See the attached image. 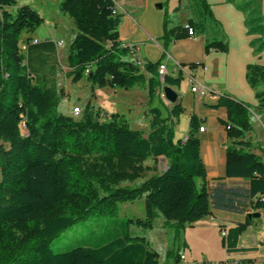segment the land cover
Segmentation results:
<instances>
[{
	"label": "trees",
	"instance_id": "1",
	"mask_svg": "<svg viewBox=\"0 0 264 264\" xmlns=\"http://www.w3.org/2000/svg\"><path fill=\"white\" fill-rule=\"evenodd\" d=\"M225 1L243 14L246 33L255 35L249 45L254 55H261V0ZM179 10L188 14L185 25L177 20ZM59 11L76 30L67 50L72 81L86 78L92 87L124 89L145 83L148 99L157 96L160 61H146L143 71L139 70L130 48L118 40L123 14L116 10L114 0H61ZM42 21L28 5L0 0V264H161L144 237L130 235V225L149 229L160 215L165 223H173L178 237L179 228L210 215L212 208L234 209L233 199L242 196L237 191L241 188H230L225 195L208 187L197 119H189L183 139H173V125L183 111L179 102L171 104L165 115L160 108L150 107L146 132L114 114L100 119L99 110L88 104L78 117L58 112V91L50 76L56 44L49 39L32 43L30 37ZM186 25L194 35H205L208 25L215 26V37L205 38V52L228 50L221 24L206 0H179L172 12H164L163 56L171 43L189 36ZM21 42L26 44L24 50ZM198 66L204 65L188 64L191 69ZM245 79L257 101L255 107L225 94L210 106L226 110L224 125L232 141L225 148V176L242 179L244 196L254 199L251 208L259 210L264 208V162L245 136L251 130V110L264 115V65L247 64ZM181 80V73L165 74L163 85L178 89ZM261 123L264 127V119ZM93 156L97 160L92 162ZM160 157L166 161L164 171L135 187L112 188L125 177L113 171V160L126 167ZM102 191L107 194L101 195ZM140 197L143 215L121 219L120 233L106 242L65 250L49 247L76 221L115 215L119 203ZM247 223L226 230L222 237L225 252L245 250L237 246V239ZM179 260L175 253L174 262ZM237 264H264V260Z\"/></svg>",
	"mask_w": 264,
	"mask_h": 264
},
{
	"label": "crops",
	"instance_id": "2",
	"mask_svg": "<svg viewBox=\"0 0 264 264\" xmlns=\"http://www.w3.org/2000/svg\"><path fill=\"white\" fill-rule=\"evenodd\" d=\"M206 2L211 6L214 18L221 24L224 38L228 43V51L226 52L211 50L203 54L205 38L207 36L209 38L215 37V31L214 34L188 36L185 39L174 41L169 45L166 54L163 56L162 40L160 39L163 32V8L165 7L168 12H172L179 4V0H114L116 10L123 14V20L118 29V40L121 43L131 42L137 44L139 46L137 57L145 62L163 61L165 56H168V74L172 76L178 74L173 71L175 62L186 68L190 63H202L205 69L201 70L196 67L195 79L217 92L214 95L215 98L209 97L208 93L199 98L197 94L190 91L188 83V88L184 93L187 94L189 103L185 105L179 90L171 87L177 94V102L181 104L183 112L186 113L188 123L189 119L194 117L198 120L199 126H204L203 131H197V136L200 140V157L205 166L208 187L212 188V192L224 191L225 195L228 194L230 188H241L237 191L242 196L237 195L234 197L232 204L234 209L212 208L210 215L195 223L185 224L178 229V241L182 244L183 253L180 254L182 258L177 264H199L196 259H198V256L200 257V254L206 258L209 256L211 238L218 239L219 233L222 234L221 230H227L229 227L245 220H248V223L237 239V246L245 250L232 253L224 252V264H237L242 260L259 263L264 260V244H261L264 239V208L259 210L251 208L254 199L249 200L244 196L246 184L242 179L225 176V148L232 141L227 136L224 125L227 117L226 110L223 107L213 108L210 105L216 102L218 95L221 94L245 103L247 102L242 99L244 94H252L254 97L253 90L245 79V68L247 64L252 63L264 65V52L259 56L253 54L249 42L255 35L246 33L243 25V14L235 9L231 3H227L225 0H206ZM158 3L160 7L155 6ZM263 4L264 0H261V11ZM262 13L264 15V12ZM176 14L178 22L185 25L188 17L187 12L179 10ZM57 26L55 25L56 28ZM31 38L40 41L37 37ZM43 39L51 40L50 38ZM196 50H198L201 59H196L194 55ZM231 51L234 52L233 61H229L233 58L228 57ZM216 57L220 58L221 63L218 65V62H214ZM220 67L222 73L219 71ZM138 68L140 71L143 70V66ZM215 68L217 71H212ZM215 74L220 75V77H216ZM94 92L95 90L92 93L94 94ZM254 100L255 103L251 106L255 107L257 104L255 97ZM87 101L86 98L84 103L86 104ZM97 106H99L98 102ZM251 113L259 117V114H255L252 110ZM177 122L178 120H176ZM176 123L173 125V130ZM259 124L260 128L257 127L254 130L251 123V130L247 132L245 139L250 141L251 147L261 148L263 155L262 152L260 154L253 147L250 149L259 155L264 162V146L260 144L258 138V134L264 137V127L261 121H259ZM187 131L188 127L184 137ZM255 212H259V215L256 217L248 216V214ZM165 224L170 225L172 232H175L176 228L172 222ZM199 246H201L200 249H198Z\"/></svg>",
	"mask_w": 264,
	"mask_h": 264
},
{
	"label": "rangeland",
	"instance_id": "3",
	"mask_svg": "<svg viewBox=\"0 0 264 264\" xmlns=\"http://www.w3.org/2000/svg\"><path fill=\"white\" fill-rule=\"evenodd\" d=\"M60 1L61 0H16L17 6L28 5L43 18L41 24L35 28L30 36L37 37L40 40L43 38H50L56 44V52L53 57L54 69L50 76H52V81L58 91L57 111L71 116L70 111L72 107L79 106L82 112L84 106L88 104V106L93 107L95 110H99L100 119H102L103 115L106 117L114 114L119 118H125L130 127L141 129L146 132L150 119V107L156 106L160 108L162 114L165 115L167 108H169L171 104L158 96L153 100H149L145 83H143V85L140 83L129 89H124L110 86L102 88L92 87L86 78L72 81L69 74L70 67L67 63V50L74 38L75 28L71 20L59 11ZM158 5L159 3L155 6L159 7ZM9 9L14 10L13 7ZM163 11L165 12V7ZM262 12H264V4L262 5ZM55 25H58L57 28ZM215 31V26L208 25V34H214ZM61 42H63L62 45L60 44ZM204 53L206 54L203 46V54ZM233 53L234 52L231 51L228 56L229 58H233L232 60L228 59L229 61L234 60ZM194 55L196 59H201L198 55V50L195 51ZM214 62H218L217 65L220 64V58H214ZM33 65H35V67L38 66V61L36 59L33 60ZM216 68L212 71L216 72ZM219 71L222 73L221 67ZM144 76L146 80L148 78L147 74L144 73ZM216 77H220V75H216ZM187 80L188 76L183 72V78L177 89L185 105L189 103V98L187 94L184 93L188 88ZM93 90H95L94 94L92 93ZM86 98L88 101L85 104L84 101ZM242 99L246 101L251 108L254 107L251 106L255 103L252 94H244ZM97 102L99 106H97ZM250 117L253 129L256 130L257 127L260 128L259 121L264 119V115H259L258 117L251 113ZM177 120L178 122L173 130L174 140L183 139L188 127V118L185 112L182 111ZM258 138L260 139V144L264 146V137L258 134ZM252 147L261 154V148ZM91 160L93 162L97 160V158L93 156ZM165 169L166 161L162 157L158 159H146L145 161L136 162L126 167L118 165L116 161L113 160V171L125 174V177L116 182L112 188L135 187L152 175L160 173ZM106 194V192H101V195ZM118 206V212L115 215H95L76 221L55 237L49 243V247L53 250H65L80 245H100L120 233L121 219L134 216L141 217L144 212V200L142 197L119 203ZM129 233L131 236L144 237L149 247L157 252L158 260L161 264H177L174 262L175 253H179V255L183 253L182 244L179 243L176 233L172 232V227L166 225L164 219L160 215L155 217L151 228L142 229L136 225H130ZM222 237L223 235L219 233L218 239H210L211 251H209V256L206 258L200 254V257L198 256V259H196V261H199V264H224L225 251ZM200 248L201 246L198 247V249Z\"/></svg>",
	"mask_w": 264,
	"mask_h": 264
},
{
	"label": "built area",
	"instance_id": "4",
	"mask_svg": "<svg viewBox=\"0 0 264 264\" xmlns=\"http://www.w3.org/2000/svg\"><path fill=\"white\" fill-rule=\"evenodd\" d=\"M186 30H187V34L189 36H194V31L191 27L189 26H185ZM37 42V39L36 38H33L32 39V43H36ZM61 45L63 44V42L60 43ZM127 44H130V51L132 52V60H135L136 61V66H143L145 61H143L142 59H140L139 57H137L138 55V52H139V46L137 44H134V43H131V42H127ZM25 46L26 44L24 42H21L20 43V48L22 50L25 49ZM169 57L168 56H165V60L163 61H160L159 64L157 65L156 67V71H157V74L159 76V79H160V85L156 91V95L158 97H160L161 99L163 100H166L165 99V95H164V92H163V76L165 74H168L169 71H168V67H167V59ZM201 70H204V66H198ZM173 71L174 72H177V73H186V75L188 76V83H189V87H190V91L197 94V96L199 98H202V93H209V97H212V98H215L214 97V89H211V88H208L204 85H202L201 83H199L196 79H195V71H196V68H189V67H184L183 65L175 62L174 65H173ZM88 72V69H86V73ZM71 116H76L78 117L80 114H81V109L79 106H74L72 107L71 109ZM204 129V126H200L199 127V131H203ZM261 200L264 202V194L261 195ZM221 233L222 235H224L226 233V230H221ZM180 258H182V256H180ZM236 263V262H235Z\"/></svg>",
	"mask_w": 264,
	"mask_h": 264
},
{
	"label": "water",
	"instance_id": "5",
	"mask_svg": "<svg viewBox=\"0 0 264 264\" xmlns=\"http://www.w3.org/2000/svg\"><path fill=\"white\" fill-rule=\"evenodd\" d=\"M158 6L160 7V4ZM162 89H163L165 99L167 100V102H169L170 104H174L177 102V94L170 86L163 85ZM258 215H259V212L248 214V216H254V217Z\"/></svg>",
	"mask_w": 264,
	"mask_h": 264
},
{
	"label": "bare ground",
	"instance_id": "6",
	"mask_svg": "<svg viewBox=\"0 0 264 264\" xmlns=\"http://www.w3.org/2000/svg\"><path fill=\"white\" fill-rule=\"evenodd\" d=\"M121 46L122 47H129L130 48V44H127V43H121ZM205 93H202V96L204 95ZM209 94V93H208ZM217 94L216 91H214V95Z\"/></svg>",
	"mask_w": 264,
	"mask_h": 264
}]
</instances>
